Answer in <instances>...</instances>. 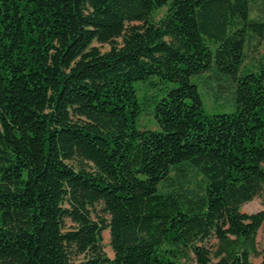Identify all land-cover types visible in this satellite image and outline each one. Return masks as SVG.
Masks as SVG:
<instances>
[{
	"label": "trees",
	"instance_id": "trees-1",
	"mask_svg": "<svg viewBox=\"0 0 264 264\" xmlns=\"http://www.w3.org/2000/svg\"><path fill=\"white\" fill-rule=\"evenodd\" d=\"M263 41L264 0H0V264H264Z\"/></svg>",
	"mask_w": 264,
	"mask_h": 264
},
{
	"label": "rangeland",
	"instance_id": "rangeland-1",
	"mask_svg": "<svg viewBox=\"0 0 264 264\" xmlns=\"http://www.w3.org/2000/svg\"><path fill=\"white\" fill-rule=\"evenodd\" d=\"M165 11V8H160L156 12V17L158 18L160 15H162ZM107 45L101 46V48H106ZM264 53V41L262 44L258 47V50H254L251 53H248L249 56L253 55V57H258L259 54ZM252 58V57H251ZM193 80L197 83L199 92L201 93V96L203 98L204 108L206 109L207 113H217L222 111H229L231 110V107H229V101H230V85H228L227 81H219V85H217V82H213L211 79H206L209 81V84H204L203 79H195ZM205 80V81H206ZM136 89H137V95L138 98L141 101H144L142 97V93L146 91V83L145 82H136L135 83ZM153 88H149L146 92L150 93L152 92ZM214 92L217 94L214 96ZM139 123L141 126H146L153 128L155 127L154 122L152 120V116L150 114L149 109L144 110L139 118ZM264 209V194L255 196L250 201L244 203L241 205V210L247 213H253L257 212L259 210ZM264 242V222L260 226V228L257 231L256 234V244L257 249L260 250L262 244ZM103 249L107 252L109 256H112V250L109 246V234L108 230L103 231ZM251 260L254 264H256L260 257L257 255H252ZM178 264H192L190 260L181 258L178 261Z\"/></svg>",
	"mask_w": 264,
	"mask_h": 264
}]
</instances>
